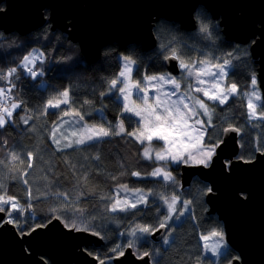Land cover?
<instances>
[{
    "label": "trees",
    "instance_id": "obj_1",
    "mask_svg": "<svg viewBox=\"0 0 264 264\" xmlns=\"http://www.w3.org/2000/svg\"><path fill=\"white\" fill-rule=\"evenodd\" d=\"M154 30L158 44L148 53L138 43L121 46L118 42L111 41L103 46L101 55L97 57L85 56L80 46L68 39V35L65 40L64 31L52 30L51 26L46 29L43 25L26 35L17 31L0 33V72L6 74L11 68L18 69L19 74L11 85L16 99L21 103L15 111V121L6 122L0 129V160L4 161L0 164V182L4 185L0 195L15 197L25 209L17 215L5 205V213L7 215V212L13 211V216L21 223L25 220L30 224L36 221L43 223L50 217L60 216L65 224L73 221L78 227L86 224L90 231L99 233L104 240L100 247L90 246L88 251L100 260L106 259V264H114L112 259L117 253L112 249L116 245H120L121 249L127 246L128 234L122 238V231L125 232L126 228L138 223L158 228L157 218L162 220L166 214L159 195L154 194L148 198L149 203L139 206L138 210L112 213L110 205L115 200L118 185L126 184L130 188H141L152 193L157 182L165 186L171 184L160 177H150L147 174L164 162L154 158L151 161L144 159L142 150L147 141L141 144L127 135L128 131L140 127V122L137 117L122 111L123 102L118 92L122 83L114 88L110 87V81L116 79L122 69L121 57L137 63L135 78L138 80L144 75L168 72L159 58L161 46L166 49L175 46L181 57L188 50H199L209 53L214 63L217 55L230 59L232 68L225 77V83L236 84L239 92L230 95L226 104L206 98L212 110V124L207 128L204 142L222 139V129L232 125L241 130L239 157L252 159L257 149H264V110L260 112L262 117L250 120L248 99L243 93V90L249 89L253 78L252 59L243 55L239 59L233 58L240 50L249 52L248 47L236 42L234 45H225L214 32L211 35L198 34L195 29H184L178 22L164 18L155 23ZM34 47H39L44 54L43 65L41 62L35 65L38 70L35 78L25 73L21 66L22 57ZM197 55L199 54L195 52L192 54L191 62L200 63ZM77 61L82 63L76 71H60L65 65ZM40 66L43 68L41 73ZM43 79L46 81L45 86L41 85ZM64 90L70 92L69 104L49 108L47 114L40 116L44 101L56 96L57 91ZM3 98L0 97V100ZM84 101L90 103L85 104ZM72 110L78 111L87 124L95 126L113 129L123 120L126 132L120 136L110 135L86 141L85 144L75 143L71 147L60 148L54 144L50 132L53 125L64 116V111ZM24 113L32 117L27 124L21 120ZM27 152L34 153L33 157L28 158L33 164L32 168L11 160L10 153H19V157L25 159ZM96 156L100 159L97 160ZM168 169L180 182L181 168L170 166ZM133 171L142 174L130 175ZM83 177H87V183ZM25 179L28 180L27 184L23 183ZM201 180L192 181L189 186L178 189L183 198L190 199L192 203L190 212L177 223L167 224L169 245L165 247L162 241L155 242L148 236L137 244L141 251L159 248L162 255L157 260L162 264H195L197 258H201V264L204 261L229 264L239 255L232 247L218 260L203 254L200 235L222 227L212 214L202 208V202L198 199L203 187ZM26 190H30L32 195L29 196ZM158 191L164 189L159 188ZM52 209L57 211L53 213ZM132 212L136 214L133 215ZM193 216L194 221L191 219ZM48 262L52 264L49 260Z\"/></svg>",
    "mask_w": 264,
    "mask_h": 264
},
{
    "label": "water",
    "instance_id": "obj_2",
    "mask_svg": "<svg viewBox=\"0 0 264 264\" xmlns=\"http://www.w3.org/2000/svg\"><path fill=\"white\" fill-rule=\"evenodd\" d=\"M195 6L190 2L173 3V0H0V33L17 31L26 35L41 28L44 18L40 11L48 7L53 10V16L48 19L55 22L51 24V29L58 27L66 33L67 28L72 27V32L67 33L69 40L78 43L85 56L97 57L101 55L103 46L111 41L126 46L143 40L146 48L153 49L158 44L155 23L163 18L178 22L184 29H195L191 20ZM206 6L215 18L224 17L222 23L228 40L242 44L253 40V56L264 57V0H207ZM240 12L244 13L243 16L238 15ZM258 63L264 94V59ZM164 65L173 75L181 73L176 59L164 62ZM240 134L223 132L222 140L228 148L221 160L227 167V176L231 177H226L219 166L217 174L206 177L215 183L213 192L215 187L219 191L215 193L219 196L210 198L209 202L212 210L219 211L227 222L230 247L239 254L229 264H264V150H258L252 159L239 157ZM238 165L245 168L239 170ZM196 168L202 167L181 166L183 188L192 183L188 178ZM212 194L208 193V196ZM237 195L240 199L249 200L241 201ZM6 220V213H0V223ZM52 224L59 225L65 232L86 237L89 243L94 242L93 246L104 243L94 231L76 232L71 227H65L61 219L52 218ZM51 228L50 224L48 228H37L32 235H23L15 225L3 223L0 227V264H49L48 260L52 264H101V261L106 264L105 260L88 251V244L81 249L82 257L76 254L80 243L76 239L61 237L55 230L44 236L38 235ZM168 231L169 226H166L150 236L155 242H161ZM112 261L114 264H151L149 257L139 259L133 248L128 247L123 256L117 255Z\"/></svg>",
    "mask_w": 264,
    "mask_h": 264
},
{
    "label": "snow or ice",
    "instance_id": "obj_3",
    "mask_svg": "<svg viewBox=\"0 0 264 264\" xmlns=\"http://www.w3.org/2000/svg\"><path fill=\"white\" fill-rule=\"evenodd\" d=\"M166 59H176L179 62V66L184 69L187 73L194 74L196 77L207 76L211 73V69L208 66L198 67L196 64H192L190 61H186L182 58L178 51L173 49L171 51L170 57H165ZM37 57L34 55L26 56L23 59V66L27 69L32 77H36L38 73L33 70L29 65L34 64ZM126 61L128 58H125ZM134 61H128L124 64V70L119 73V77H123V81L119 79H112L110 81V87H116L118 83H122V87H119L118 90L125 93V98L128 100V104L125 105L126 111L125 113H130L135 117H140L142 121V127H137L134 131H128L127 135L133 137L135 141H139L141 144H144L146 141L148 142L147 146L143 148V158L146 160L156 161H174L179 162L183 161L188 166H200L207 167L209 164L212 165L213 168H217L224 172H226V166L221 160V156L228 148V144L224 142L222 139L212 140L210 143L204 142V133L199 131L196 127L189 124V120L194 117L201 115L196 108L194 109L190 103L186 102L189 100L188 96H184L182 101L178 102V106L173 108L171 106H166V101H168V92L164 90L165 85H171L174 90L177 88L181 89V82L171 76V75H144L141 80H134L132 76L133 68L132 64ZM201 63V62H200ZM207 65V62H204ZM217 69L222 68L221 65H216ZM17 70L15 68L9 69L7 74L0 72V79L8 80L9 77L13 76V74ZM222 74V73H221ZM205 80H198V84H204ZM253 86L256 85V78L253 77L251 80ZM143 84V89H141V85ZM211 89L213 91L206 90L205 88L197 87V92H203L205 96L208 97L209 100L218 101L219 104H226L229 100L230 95L237 93L236 84H231L230 87H222L220 81L217 80L211 84ZM134 90L141 93L139 97L142 103H134L136 99H133ZM150 90L158 93L155 95V98L150 99ZM130 94V99H129ZM5 89L0 88V97H5ZM256 97L259 99V96L253 92L248 99L247 107L251 110V114L256 115V107L252 102L251 97ZM70 101V92L69 90H64L59 93V95L54 96L47 101V107L42 110V115L47 114L49 108H60L61 105L69 104ZM84 103H89L85 101ZM196 104L199 109L203 110V115H209V106L202 100L197 98ZM21 105L12 102L10 106H3V101L0 100V126H5L6 117H11L13 114V110L20 107ZM64 116L75 115L78 116L81 120H83V116L75 110L64 111ZM32 117H21L23 122L27 124ZM211 118L208 119V123H211ZM204 121L200 119L195 120V125H201ZM119 131L116 132V135L119 136L126 132V128L124 127V121L121 120L119 123L115 125ZM191 129V130H189ZM33 131L35 129L33 128ZM240 132L241 130L232 125H228V127L223 128L222 132ZM60 132V128L56 125H53V130L50 132V135L53 138V142L59 146L61 141L57 138V133ZM112 129L103 126H95L90 125L86 126L84 131L79 134L78 139L75 140L76 144H85L86 141H93L96 138H103L112 135ZM62 135V134H61ZM73 136H77L76 132L72 133ZM66 139V137H65ZM154 140L164 141L167 145L165 148H161L160 150H154L152 147V142ZM187 140V142H186ZM65 147H71V144H65ZM195 150V151H193ZM219 150V154H218ZM259 150V149H258ZM33 152H27L25 154V159H21L15 153H10L11 160L13 162L19 161L21 165H25L27 168H32L33 164L28 158L33 157ZM235 155V153H233ZM96 159L99 160L100 157L96 156ZM231 159V157H229ZM249 162V161H246ZM23 175V172L21 173ZM123 174V173H122ZM142 173L138 171H133L130 175L140 176ZM163 174L166 179H171V175L169 172L165 170L164 167L155 168L151 175L159 176ZM113 179H117V177H112ZM85 183H87V177H83ZM24 184L28 183V180H23ZM125 191H128L126 185H121ZM4 189V185L0 182V191ZM29 196L32 195L30 190H26ZM209 193L213 192V189L208 190ZM64 195V194H61ZM83 195V193H80ZM147 195L143 193L141 190H136V199L134 201L129 199H120L116 197L114 202L110 205V211L115 213L117 211L120 212H128L130 210H138L139 205H147L149 203L147 199ZM167 201V197L164 198ZM179 199V197H175L173 203L168 204L169 213L175 212V200ZM185 204H190V201H185ZM5 205L9 206L14 212L19 215L23 213L25 209L19 205L16 201L15 197L0 195V213L5 212ZM28 207H31L29 205ZM108 210V209H106ZM13 211L7 212L8 219L3 223L15 225L17 230L23 235H32V233L36 232L37 228H48L51 224L52 227L55 224H52V218L50 217L48 220L43 223L36 221L34 223H28L27 220L21 223L16 216H13ZM57 210L52 209V212L55 213ZM81 211V210H77ZM133 215L136 212H132ZM174 216L166 214L163 220L158 219V228L153 227L151 224H136L130 232L128 233L130 236L136 237L137 233H147L150 234L154 231H158L160 228H165L167 223L173 219ZM56 220L60 219V216L54 217ZM3 223H0V227H3ZM83 223V222H82ZM27 225V228L25 227ZM65 227H71L79 232H86L89 230V227L85 224L83 227H78L75 223L65 224ZM95 235H99V233H94ZM212 237L222 238L224 236V232L222 230H213L211 232ZM204 240H208V236L203 237ZM128 248H132V244L129 243L127 245ZM207 248L208 245L206 244ZM222 248L221 244L217 240L216 243L212 245V251L218 252L220 254V249ZM114 253H117L118 256H123L124 251L121 250L120 246L117 245L112 249ZM151 253H143L140 259H144V257H148ZM101 264H104L101 261Z\"/></svg>",
    "mask_w": 264,
    "mask_h": 264
},
{
    "label": "clouds",
    "instance_id": "obj_4",
    "mask_svg": "<svg viewBox=\"0 0 264 264\" xmlns=\"http://www.w3.org/2000/svg\"><path fill=\"white\" fill-rule=\"evenodd\" d=\"M183 3V2H190L195 4V8L192 10L191 12V20L192 22L195 23V31L198 34H202V35H211V33H215L218 37L221 38V42L225 45H234L235 41H230L227 38V35L225 33V26L223 25V20L224 17L220 16L218 19L215 18L213 16V13L207 8L206 3L207 0H173V3ZM201 13H203V18H201ZM41 16L44 18L43 19V25L44 27L47 29L48 27L51 26V24L55 23L52 19L49 20L48 17L49 16H53V10L51 8L48 7H44L41 9L40 11ZM243 12L238 13V15L243 16ZM0 20H2V18H0ZM71 20V19H69ZM68 21V20H67ZM151 23L152 20L150 22V29H151ZM67 24V23H66ZM259 25V23L257 24ZM60 28L57 27V31H59ZM72 27L71 28H67V32L65 33V40H67V33H71L72 32ZM221 29H223V32L221 31ZM211 30V32H210ZM250 39V38H249ZM137 41H133V43H135ZM68 43H70V41H68ZM139 46L145 51V53H148L150 50V47L146 48L145 47V42L143 40H139L138 41ZM175 49L177 50V48L175 46H173L170 49H166L164 46H161V51L159 53V58L162 62H166L168 60H170L171 58L166 59L165 57H170L171 56V51ZM253 51V50H252ZM181 56V54H179ZM243 55L245 57H249L251 55L250 52L248 51H244V50H240V52H238L237 56L233 57L234 59H239V57ZM26 57V56H24ZM24 57H22V59H24ZM92 59V58H90ZM257 61L259 62L261 59H264V57H256ZM207 62V65L204 62ZM151 62V61H150ZM191 62V61H190ZM81 61H77L73 64H68L65 65L64 67H62L60 69L61 72H66V73H72L74 71H76L80 66H81ZM154 63V62H152ZM210 63V61L205 58L201 60L200 63V67H205L208 66ZM225 63H230V61H225ZM193 64V63H192ZM180 69H182L179 66ZM13 69V68H11ZM124 70V68H123ZM184 70V69H182ZM217 71L219 73H224V68H220L217 69ZM166 75H170V74H166ZM190 77H194L196 83H188L187 85V91L184 92L178 99L173 100L172 96L176 95V91H179L180 89L177 88L176 91H173L171 93H168V101H166V106H171L173 108L178 106V102L183 100L184 96H188L189 97V101L192 104V107L195 109L197 104H196V100L197 97L195 95H193L192 90L197 88L198 85V80L202 79V77H196L194 74H189L186 72V76L185 79H188ZM207 77L209 78H215L216 77V73H211L209 75H207ZM34 78V77H33ZM116 79H119V77H117ZM219 80H223V75L220 76ZM202 85V84H200ZM114 88V87H113ZM202 88V87H200ZM141 89H143V85H141ZM63 91H57L56 92V96L59 95V93H61ZM118 92L123 96V106H122V111L125 112L126 108L125 105L128 104V100L125 98V93L121 92L120 90H118ZM158 93H156L157 95ZM130 94H129V99H130ZM155 98V96L153 97V99ZM47 100L44 101L43 106H42V110L44 108L47 107ZM85 102V101H84ZM90 103V101H88ZM89 103H85V104H89ZM134 103H142V101H140V99H136V101H134ZM42 110L40 111L39 115H42ZM209 113L211 114V116L209 115H205L208 117V119H212V110L209 108ZM4 126H0V129H2ZM125 127V126H124ZM119 130L117 128H115V126L112 129V136H117L116 132H118ZM120 136V135H119ZM258 150V149H257ZM16 155L19 157V153H16ZM151 161V160H149ZM260 161V159H259ZM259 161L255 164H253L250 168H252L253 166L257 165L259 163ZM4 161L0 160V164H2ZM182 165H187L185 162L183 161H179V162H174V161H165V163L161 166L164 167L165 169L169 168L170 166H182ZM191 167V166H189ZM159 168V167H156ZM237 168L243 169L245 168L244 165H238ZM210 170V171H209ZM218 168H213L211 164H209L207 167H203V168H196L194 171H192V175L188 178V181H195V180H201V178H203L201 180V183L203 185V187L200 190V196H199V200L202 202V208L204 211H208L212 214L213 217H215L221 227H222V231L224 232V236L222 238H218L219 243L221 244V246L225 249H230V244L229 241L230 237H229V232H228V227H227V222L225 221V219L222 218L221 213L219 211H213L212 210V204L209 202L210 198H215L218 197L219 195H216L215 193H219V191L216 189L215 187V193L212 192L213 194L211 196H208L209 193V189H213V185H215V183L213 182V179L211 178H206L207 176H211V175H215L217 174ZM151 172H148L147 174L150 177H161L163 178V181H169L171 182L170 185H163L161 183L157 182V185L155 188H153L152 190V194L154 195H159L160 199L163 201V204L166 206V212L168 215L171 216H175L177 220H179L181 217H183L185 215V212L188 211L189 205L192 203V201L190 199H184L182 194L178 191V189L180 188V183H179V178L177 176H173L171 171H167L170 173L171 175V179H166L163 174L159 175V176H153L151 175ZM226 172H227V167H226ZM187 175V174H186ZM186 175L183 177L185 179ZM226 177H231V176H227ZM159 188H163L164 191H158ZM248 193V192H247ZM145 194H148L147 192ZM186 195V194H185ZM248 196H250V193H248ZM165 197H167V201H165ZM175 197H179V199L175 200V212L169 213L168 210V204L173 203V200ZM238 199L244 202H247L249 199H240L239 195H237ZM185 201H190V204H185ZM206 201V202H204ZM164 219V217H163ZM162 219V220H163ZM191 219L194 221L195 217H191ZM72 223H75L74 221ZM55 230V232H57L61 237H65L68 239H76L77 241H79V247L76 248V254L79 256H82V252L81 249L83 248L84 244H88L89 246H93V243L91 241V243H89V240L86 237L83 236H77L75 233H69V232H65L62 228H60L59 225H54L51 229L48 230V232L46 233H38V235L44 236L46 234H48L49 232ZM90 230V229H89ZM88 230V231H89ZM79 232V231H76ZM130 236L129 240L127 241V245L129 243L132 244V248L134 250V254L137 255V257L140 259V257L143 255V253L147 252V253H151V255H149V260L151 262V264H162L161 261H158L157 258L160 257L162 255V253L160 252V249L157 247H153L152 249L148 250V251H141L139 249V247L136 244V241L134 239H132ZM162 244L167 247L169 245V239L168 236H165L162 240ZM232 244V243H231ZM117 246V245H116ZM120 246V245H119ZM121 248V247H120ZM123 250V249H121ZM209 251L212 255V257H219V253L218 252H214L212 251V245L209 248ZM87 261V259H86ZM195 264H201V258H197L195 261ZM204 264H211V261H204Z\"/></svg>",
    "mask_w": 264,
    "mask_h": 264
},
{
    "label": "rangeland",
    "instance_id": "obj_5",
    "mask_svg": "<svg viewBox=\"0 0 264 264\" xmlns=\"http://www.w3.org/2000/svg\"><path fill=\"white\" fill-rule=\"evenodd\" d=\"M30 33H31V32H30ZM77 44H78V43H77ZM78 45H79V44H78ZM79 46H80V45H79ZM80 49H81V48H80ZM184 51H187V50H184ZM188 51H189L188 53H182V54H183L182 58H184L186 61H191V60H192V54H193L194 52H195V53H198L199 55H197V56H198V58H199L200 60L207 58V59L210 61L208 67L211 69L212 72L216 73V77H215L214 79H213V78H209V77H207V76H203L202 79L205 80V83L202 84V85L198 84L197 87H202V88H205L206 90L213 91V89H211V84L214 83L215 81L219 80L220 76L223 75V80H219V81H220V84H221L222 87L227 88V86H226L225 83H224V77H225L226 73L228 72V70H226L223 74H221V73H219V72L217 71V67H216V65H218V64H219V65H223V68L225 69V67H226V69H227L229 63H225V61H229V60L224 59V58H221L220 56L217 55V57H216V59H215L216 62L214 63V62L211 60V58H210V54L207 53V52H205V51H199V50H195V51L188 50ZM30 55H34L35 57H37V59L35 60L34 64L29 65V66L32 67L34 71L38 72V70L35 68V67H36L35 65H36L38 62H41L42 65H43V63H44V54H43L42 50H41L39 47H34V48H33L29 53H27L25 56H30ZM195 56H196V55H195ZM195 58H196V57H195ZM193 59H194V58H193ZM221 59H222V60H221ZM128 61H134V60L128 58V60L126 61L125 57H122V69H121V71H123L124 64H125L126 62H128ZM134 62H135V61H134ZM200 62H201V61H200ZM191 63L196 64L198 67H200V63H199V62H198L199 64L194 63V62H191ZM21 66L23 67V70L25 71V73L30 74V73L27 71V69L24 68V66H23V59L21 60ZM131 66H132V68H133V72H132L133 79H134V80H138V79L135 78V77H136V75H135V70H136V68H137V63L135 62V63L132 64ZM15 69H16V68H15ZM16 70H17V71L13 74V76L9 77L8 80L0 79V83H1L0 88L5 89V93H7V91H11V92H13V90H12L13 85H11V83L13 82L14 78L19 74L18 69H16ZM42 71H43V68H42V66H40V67H39V72L41 73ZM121 71H120V72H121ZM7 72H8V71H7ZM7 72H6V74H7ZM164 74H170L171 76L177 78V79L181 82V89H180L179 91L174 90V89L172 88L171 85H165V86H164V90L167 91L168 93H171V92H173V91H176V95H175V96H172V99H173V100L178 99V98H179L184 92L187 91V85H188V83H196L194 77H190V78H188V79H185V76H186V71H185V70H182L181 73H180L179 75H173V74H171L170 72L155 73V74H151V75H164ZM118 77H119V76H118ZM123 79H124L123 77H119V80H120V81H123ZM45 84H46V81L43 79V80L41 81V85H42V86H45ZM142 85H143V84H142ZM229 87H230V86H229ZM253 92H255V93L259 96V99H256V97H254V96L251 97L252 102H253V104H254L255 107H256V115L253 116V115L251 114V110L249 109V118H250V120L257 119V118L263 116V114L260 113V109H259V107L261 106V103H262L263 99H262V97H261V92H260V89H259V87H258L257 84H256L255 86H252V88L250 89V91L247 92V94L245 93V96L247 97V99H249V96H251V93H253ZM192 93H193V95H195L197 98L202 99V100H203V101L209 106V104H208L209 102L206 100V98H208V97L205 96V95L203 94V92H197L195 89H193V90H192ZM155 95H156V92L150 90V99L153 98ZM140 96H141V93H140V92H137V91L134 90L133 99H138ZM120 99H121L122 102L124 103L123 96H122L121 94H120ZM13 102H16V103H18V104L21 105L20 100H18V99H16V100L13 101ZM186 102H188V103H190V105H192L191 102H190L189 100H187ZM247 102H248V100H247ZM10 104H11V103H10ZM10 104H9L8 106H10ZM8 106H7V107H8ZM18 108H19V107H18ZM18 108H16L15 110H13V114H12V116H11L10 118H9V117H6V121H7V122H8V121H12V122L15 121V120H14V117H15V111H16ZM209 108H210V106H209ZM210 109H211V108H210ZM196 110H197L199 113H201V115H198V116H194V117H192V118L189 120V124L192 125V126L195 125L194 122H195L196 119H200V120L204 121L203 124L198 125V127H199L198 129H199V131H202V132L204 133V136H205V133L207 132V129H206L205 126H206V125H208V126L211 125V124H212V120H211V123H208V117L202 114V113H203V110H202V109H199L198 106H196ZM27 116H30V115H27V113H24L21 117H27ZM137 118H138V120H139V122H140V127H142V121H141L140 117H137ZM263 118H264V117H263ZM21 120H22V119H21ZM22 122H23V120H22ZM119 122H120V121H119ZM119 122H118V123H119ZM23 123H24V122H23ZM24 124H25V123H24ZM54 125H56L57 127L60 128V132L57 133V138L60 139L61 143H60V145H59L58 147H60V148H64V147H65V146H64L65 144H71V145L75 144V140L78 139L79 134L82 133V132L84 131V129H85L86 126H90L91 124H87L84 120H81L78 116H75V115H68V116H63V117H62L58 122H56ZM52 130H53V127H52ZM189 130H191V129H189ZM73 132H76L78 135H77V136H73V135H72ZM61 134H62V135H61ZM65 137H66V139H65ZM97 139H100V138H96L95 140H97ZM186 142H187V140H186ZM54 144H55V143H54ZM147 144H148V142L145 143V146H147ZM55 145H56V144H55ZM56 146H57V145H56ZM145 146H144V147H145ZM144 147H143V148H144ZM152 147H153L154 150H160L161 148H165V147H167V145H166V143H165L164 141L154 140V141L152 142ZM263 150H264V149H263ZM193 151H195V150H193ZM142 152H143V150H142ZM164 163H165V162H164ZM164 163H163V164H164ZM163 164H162V165H163ZM162 165L158 164L157 167H161ZM179 167L181 168V166H179ZM165 170H166V171H170L168 168L165 169ZM160 178H162V176H161ZM180 178H181V176H180ZM162 179H163V178H162ZM166 182H169V181H166ZM179 183H180V187L183 189L181 180H180ZM127 188H128V191H125L123 188H121V187L118 186V187L116 188V191H115V193H116V197H119L120 199H129V200L134 201V200L136 199V190H141L143 193H146V192H147V193H148V195H147V199H148L149 197L153 196V194H152L151 192H148V191H146V190H144V189H141V188H130V187H127ZM116 197H115V198H116ZM139 206H146V205H139ZM139 206H138V207H139ZM161 206H162L164 209H166V206L163 204V201H162V200H161ZM188 212H190V205H189L188 211L185 212V215H186ZM166 214H167V212H166ZM166 214H165V215H166ZM181 218H182V217H181ZM181 218H180V219H181ZM180 219H179V220H180ZM179 220H177L176 217L174 216L173 219H172L171 221H169L167 224H168V225H170V224H174V223H177ZM168 225H167V226H168ZM133 227H135V226H129L128 228H126L127 230H126L125 232L122 231V232H123V236H122V238H123V237H126L125 234H128V233L130 232V230H131ZM218 230H222V228H220V229H218ZM122 232H121V233H122ZM211 232H212V231H211ZM211 232L203 233V234L200 235V241H201V244H202V251H203V254H204L205 256L207 255L208 257H211V258L214 259V260H218L219 257H220L222 254H224V253L226 252L227 249H225V248L222 247V248L220 249V255H219V257H212V255H211V253H210V251H209V248H210L211 245H213L214 243L217 242L218 238H217V237H212V236H211ZM150 235H151V233H150V234H147V233H137V236H136V237H131V238L134 239V240L136 241V244H138V243L141 242V240L146 239L148 236L150 237ZM204 236H208L209 239H208V240H204V239H203ZM129 238H130V235L128 234V236H127L126 239L129 240ZM168 239H170V236H168ZM206 244L208 245L207 248L205 247ZM98 247H100V246H98ZM126 247H127V246H126ZM126 247H125V248H126ZM125 248H123V251L125 250ZM105 260H106V259H105ZM112 260H113V259H112ZM107 261H108V260H107Z\"/></svg>",
    "mask_w": 264,
    "mask_h": 264
},
{
    "label": "flooded vegetation",
    "instance_id": "obj_6",
    "mask_svg": "<svg viewBox=\"0 0 264 264\" xmlns=\"http://www.w3.org/2000/svg\"><path fill=\"white\" fill-rule=\"evenodd\" d=\"M252 41L253 40H251V42H249V43H244L243 45H246L247 47H248V49H249V52L251 53V55H250V57H251V59H252V63H253V65H254V67H253V70H254V73H253V77H255L256 78V84L258 85V87H259V89H260V92H261V97H262V99H263V101H262V103H261V106L259 107V109H260V112H262L263 110H264V94H263V91H262V88H261V86H260V77H259V66H260V64L257 62V59H256V57L255 56H253V54H252V51H251V45H252ZM237 43V42H236ZM242 44V43H241ZM221 58H222V56H220ZM224 59H226V58H224ZM222 60V59H221ZM227 60H229L230 61V63H229V65H228V67H227V69H226V67H225V69H224V72L226 71V70H228V72L226 73V75L230 72V70H231V68H232V62H231V60L230 59H227ZM222 67H223V65H221ZM181 71H182V69H181ZM226 75H225V77H226ZM225 77H224V83L226 82L225 81ZM225 85L227 86V87H229V86H231V85H228V84H226L225 83ZM252 83H251V85H250V87H249V89L248 90H243L244 92V95H245V93L247 94V92L248 91H250V89L252 88ZM237 87V86H236ZM237 92H239V89H238V87H237ZM247 98V97H246ZM256 154V153H255ZM254 158V157H253ZM89 248V247H88ZM87 248V249H88ZM92 254V253H91ZM94 255V254H93ZM96 256V255H95Z\"/></svg>",
    "mask_w": 264,
    "mask_h": 264
},
{
    "label": "built area",
    "instance_id": "obj_7",
    "mask_svg": "<svg viewBox=\"0 0 264 264\" xmlns=\"http://www.w3.org/2000/svg\"><path fill=\"white\" fill-rule=\"evenodd\" d=\"M16 99L15 94L13 92H7L5 97L3 98V106L6 107L7 104L13 102ZM8 219V217H7Z\"/></svg>",
    "mask_w": 264,
    "mask_h": 264
},
{
    "label": "bare ground",
    "instance_id": "obj_8",
    "mask_svg": "<svg viewBox=\"0 0 264 264\" xmlns=\"http://www.w3.org/2000/svg\"><path fill=\"white\" fill-rule=\"evenodd\" d=\"M3 5H4V3L2 4V6H3ZM68 39H69V38H68ZM72 42H73V41H72ZM7 92H11V91H7ZM194 124H195V122H194ZM193 126L196 127L197 129L199 128L198 125H193ZM205 127H206V129H207L209 126L206 125ZM121 185H126V184H119L118 186L120 187ZM126 186L128 187V185H126ZM208 214H211V213L208 212ZM150 238H151V236H150ZM151 239H152V238H151ZM152 240H153V239H152ZM117 255H118V254H117ZM117 255H115V256H117ZM115 256H114V257H115ZM114 257H113V258H114Z\"/></svg>",
    "mask_w": 264,
    "mask_h": 264
},
{
    "label": "crops",
    "instance_id": "obj_9",
    "mask_svg": "<svg viewBox=\"0 0 264 264\" xmlns=\"http://www.w3.org/2000/svg\"><path fill=\"white\" fill-rule=\"evenodd\" d=\"M121 60H122V57H121Z\"/></svg>",
    "mask_w": 264,
    "mask_h": 264
}]
</instances>
